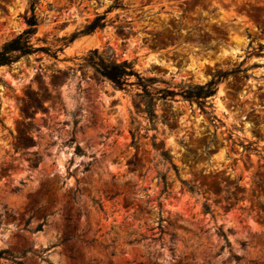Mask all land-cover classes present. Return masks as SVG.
<instances>
[{
    "label": "rangeland",
    "instance_id": "1",
    "mask_svg": "<svg viewBox=\"0 0 264 264\" xmlns=\"http://www.w3.org/2000/svg\"><path fill=\"white\" fill-rule=\"evenodd\" d=\"M31 2L0 0V46L25 30ZM115 2L39 0L32 41L58 58L0 68V253L22 264H264V0ZM105 13L103 29L67 43ZM94 49L156 87L215 79L216 94L204 108L157 101L154 130L136 88L80 67ZM159 224L163 240L150 243Z\"/></svg>",
    "mask_w": 264,
    "mask_h": 264
},
{
    "label": "trees",
    "instance_id": "2",
    "mask_svg": "<svg viewBox=\"0 0 264 264\" xmlns=\"http://www.w3.org/2000/svg\"><path fill=\"white\" fill-rule=\"evenodd\" d=\"M38 4L39 0H32V2L30 3L29 10L24 17L26 25L25 30L0 46V68L5 66H12L21 58L31 57L38 54H45L54 59L58 58L57 53L61 51V49H58V51H52L48 47L37 46L32 41L33 37L37 33V28L39 25L38 17L35 13ZM120 6L121 4L119 0H116L114 5L110 7V10ZM106 13L103 15H96L93 21L89 25H87L84 30L73 34L67 43H72L78 37L91 34L97 29H103L106 26ZM67 43L65 45H67ZM83 61L84 62L80 65L81 68L91 69L94 75L109 82L114 90L129 93L134 88H136L138 92L135 93V97L139 98L141 102H143V111L145 112L146 118L149 120L154 130H156L157 122V115L155 112L157 101H169L179 96L185 101H189L191 103L196 102L199 106L204 108L205 101L216 94V87L219 83L215 79H212L206 85L184 86L179 91L171 89V87L159 88L155 86L160 82L157 78L143 77L136 71L134 62L127 60L121 61L115 56L114 53L110 52L109 50H91L83 58ZM131 136L132 145L137 146L138 129H136L135 132H131ZM75 152L79 155L82 154L79 147L76 148ZM162 156L166 162L172 165L169 152L163 151ZM164 188L166 189V186H164ZM164 192H166V190H164ZM113 198L114 197H110V199ZM158 207L161 210V203H158ZM142 211L143 210L140 209V212ZM205 211L210 212L209 207H205ZM44 224L45 222L39 224L37 227V231H41ZM157 229L159 236L153 237V234L150 238V243H157L163 240V236L166 232L164 231L161 224L158 225ZM169 236V242L171 245L168 249L173 254L174 249L172 247V244L174 242L175 236L174 234H170ZM223 237L226 241L227 246L229 247L230 245L226 237ZM144 239L146 238H142L140 240L135 239L131 243H139ZM5 254L6 253L4 252L0 253V258L10 260L16 264H22L21 262H15L12 255ZM234 259L237 263L242 260V258L238 256H234Z\"/></svg>",
    "mask_w": 264,
    "mask_h": 264
}]
</instances>
